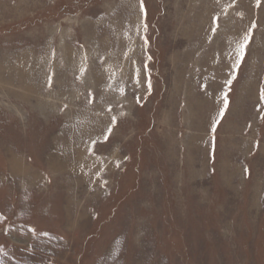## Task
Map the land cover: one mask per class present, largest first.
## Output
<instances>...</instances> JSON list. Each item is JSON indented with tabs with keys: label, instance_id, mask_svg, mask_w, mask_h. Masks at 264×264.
Here are the masks:
<instances>
[{
	"label": "rangeland",
	"instance_id": "374dc122",
	"mask_svg": "<svg viewBox=\"0 0 264 264\" xmlns=\"http://www.w3.org/2000/svg\"><path fill=\"white\" fill-rule=\"evenodd\" d=\"M0 264H264V0H0Z\"/></svg>",
	"mask_w": 264,
	"mask_h": 264
},
{
	"label": "crops",
	"instance_id": "0c3cea01",
	"mask_svg": "<svg viewBox=\"0 0 264 264\" xmlns=\"http://www.w3.org/2000/svg\"><path fill=\"white\" fill-rule=\"evenodd\" d=\"M13 230H15V233L11 232V234H9V235L16 234V237L13 238L14 244L11 242V244L13 246L15 245L16 247L19 246L20 242H22L21 237L19 236L20 232H22V231L24 232V231L28 230V231L32 232V234L37 235V232L32 227H28V226H25V227H23V226L17 227L16 226L15 228H13ZM25 233H27V232H25ZM9 240H10V238H9Z\"/></svg>",
	"mask_w": 264,
	"mask_h": 264
},
{
	"label": "bare ground",
	"instance_id": "6f19581e",
	"mask_svg": "<svg viewBox=\"0 0 264 264\" xmlns=\"http://www.w3.org/2000/svg\"><path fill=\"white\" fill-rule=\"evenodd\" d=\"M38 13V12H37ZM25 18V17H24ZM13 70V69H12ZM11 75V74H10ZM53 82V81H52ZM11 84H12V82H11ZM48 94V93H47ZM39 111V110H38ZM80 120V119H79ZM76 134V133H75ZM55 137V136H54ZM28 174V173H27ZM16 179V178H15ZM38 181V180H37ZM69 186V185H68ZM71 187V186H70ZM18 188V187H17ZM44 191V190H43ZM43 194V193H42ZM32 208V207H31ZM24 212H26V211H24ZM29 213V212H28Z\"/></svg>",
	"mask_w": 264,
	"mask_h": 264
}]
</instances>
